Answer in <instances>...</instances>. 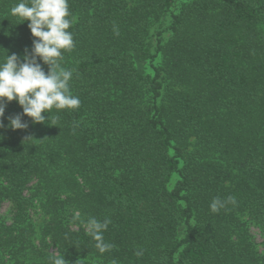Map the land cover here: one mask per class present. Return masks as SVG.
<instances>
[{"label":"trees","instance_id":"1","mask_svg":"<svg viewBox=\"0 0 264 264\" xmlns=\"http://www.w3.org/2000/svg\"><path fill=\"white\" fill-rule=\"evenodd\" d=\"M19 2L0 0V60L31 52ZM68 4L81 104L0 129V264H264V0Z\"/></svg>","mask_w":264,"mask_h":264},{"label":"clouds","instance_id":"2","mask_svg":"<svg viewBox=\"0 0 264 264\" xmlns=\"http://www.w3.org/2000/svg\"><path fill=\"white\" fill-rule=\"evenodd\" d=\"M10 15L22 23L28 21L34 38L30 54L26 50L22 58L13 53L0 60V129L7 127L16 131L29 127L23 117L30 118L33 124H42L45 122L42 113H47L50 118L53 109L75 110L80 107L81 101L70 89L75 70L66 69L62 64L63 52L71 51L75 46L73 34L69 31L75 17L69 11L68 0H20L11 7ZM113 31L119 35L115 25ZM41 62L48 66L47 73ZM12 101L18 103L22 113L8 117L6 126L3 117L7 103ZM229 203L235 205V197L226 200L214 198L210 211L216 214ZM74 219H79V216ZM110 223L108 218L83 221L87 234L95 241V248L101 254L113 248L104 238ZM136 255L142 256L143 251H138ZM49 264H67V261L62 254H56L49 257Z\"/></svg>","mask_w":264,"mask_h":264},{"label":"rangeland","instance_id":"3","mask_svg":"<svg viewBox=\"0 0 264 264\" xmlns=\"http://www.w3.org/2000/svg\"><path fill=\"white\" fill-rule=\"evenodd\" d=\"M139 67H140L141 69H144V63L139 64ZM0 214H1V215H4V216H8V217H10V212H9V206H8V204H4V205L0 208ZM254 233H255V237H256L255 242L258 243V244H260L261 241H262V238H261L260 232H259L257 229H254Z\"/></svg>","mask_w":264,"mask_h":264}]
</instances>
